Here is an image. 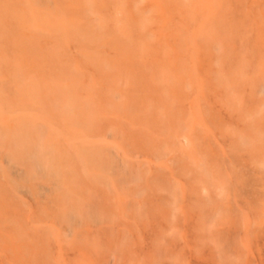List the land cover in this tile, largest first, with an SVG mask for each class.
Instances as JSON below:
<instances>
[{"label": "rangeland", "instance_id": "rangeland-1", "mask_svg": "<svg viewBox=\"0 0 264 264\" xmlns=\"http://www.w3.org/2000/svg\"><path fill=\"white\" fill-rule=\"evenodd\" d=\"M116 1L89 2L90 12L75 17L83 30L57 34V46L69 43L79 63L93 60L101 41L91 36L116 29ZM215 1L191 14L182 0L187 14L178 18L186 40L199 45L204 85H83L108 104L100 107L105 134L102 141L60 136L70 166L48 142L43 118L42 137L31 151L23 147L18 162L0 148V264H264V0ZM151 4L118 0L131 28L138 7H149L143 43L151 51L183 44L161 39V9ZM213 14L223 21L205 23ZM81 17L95 27L84 28ZM47 37L39 43L50 46ZM111 39L102 44L106 56L125 58V43ZM11 48L0 32V100L34 107L49 97L34 110H55L56 125L70 126L73 115L79 121L89 107L65 98L69 80L11 84ZM165 86L175 92L162 98ZM116 87L149 95L125 109L112 98Z\"/></svg>", "mask_w": 264, "mask_h": 264}, {"label": "bare ground", "instance_id": "bare-ground-1", "mask_svg": "<svg viewBox=\"0 0 264 264\" xmlns=\"http://www.w3.org/2000/svg\"><path fill=\"white\" fill-rule=\"evenodd\" d=\"M4 1V6H0V32L6 34L8 42L12 45L10 53L7 54L11 84L67 85L66 80H69L72 87H70L71 91L66 93L65 98L70 103L80 101V103H86L89 107V110L82 111L83 113L79 121L73 115L70 117L71 119L69 118L72 124L70 126H63L54 123L55 120L60 118L55 110L51 108L34 110V107H39V104L42 106V104L48 103L49 97L39 102L35 99L36 102L34 104L37 106L34 107L30 104L16 106L14 102L9 100H0V148H3L2 150H11L13 154H16L17 162L23 156L22 152L25 151L23 147H26V151H31L37 144L35 140L42 137L41 133L43 128L42 121H40L42 118L45 123L44 126L50 131L51 137L47 139L48 142L54 144L53 147L60 149L64 157V163L67 166H70L67 158L69 149L61 141L60 136L67 134L69 138L70 135L78 136L77 138H80L81 141L93 138V141H102L105 129L99 125L102 114L100 107L105 105V103H100L101 99L97 98L100 94L98 89L96 90L95 88L93 91H87L88 88L83 85H135V82L141 84L140 81L145 85H204V81L207 78L206 75L202 74L205 65L201 63L199 55L197 54L199 45L194 42L189 43L186 40L184 29L179 24L178 18L181 20L182 16L187 14V10L182 6L183 3L181 4L182 0H150V3L152 2L153 5L161 9L160 16L162 18H160L159 14L157 15L161 21V28L158 30V35L161 39L165 38V41L172 39L175 42L179 41L183 44H167L166 48H163L161 52L156 51L154 48L151 51L150 46H148L149 42L143 43L149 35L147 33L148 25L146 24L145 17V12L149 10V7H138L137 23L139 24L136 25V28H131L126 24L125 10H122V5H118L117 0L114 3L116 11L115 20L117 22L114 28L116 29H110L111 33H107L110 36L98 32V34H93L91 37L101 42H97L94 46V59L87 62L82 58V63L76 61L74 56L69 54L70 49L67 46L69 43L62 47L60 45L57 46L59 40L57 34L70 32L72 38L76 37L75 35L83 30V25L75 17L80 11L90 12L88 9L90 6L89 2L92 3L94 0ZM131 1L132 4H135L139 0ZM186 1L188 6L192 8L191 14H195V11L199 7H210L214 2L216 3L215 0ZM9 6L13 10V13L9 10ZM254 17L256 16L254 15ZM219 18L221 17L213 14L207 15L204 20L205 23L209 24L216 19V21H220L221 19ZM39 21L40 23H38ZM82 21L86 25H84V28L92 22L84 20L83 18ZM10 23H12L11 26L9 25ZM34 23L39 27L32 26ZM6 24L9 26H6ZM40 27L44 28L41 32H39L40 29L35 31L36 28ZM88 27L94 28L95 25H89ZM156 28L158 29V27ZM11 30L14 32L12 36L10 35ZM42 35L48 36L50 46H44V43H39V37ZM111 38L119 39V42L125 43L123 46L125 47V53L128 54L125 58L118 59L116 57L106 56L107 54L102 48V44L112 42ZM209 40L213 39L209 38ZM34 44L38 49L35 53L32 50ZM70 59L76 63L74 68H72L73 65H71ZM50 63H54V67H49L48 64ZM207 69L211 70V67L208 66ZM182 74H186V77L182 76ZM5 81L3 78V83ZM160 91L163 95L162 98H167L169 92L173 94L175 89L171 87L169 91V87L165 86L161 87ZM129 92L123 88L116 87L113 91L112 98L115 101L123 102L126 109L132 107L138 100H143V96L149 95L146 92L145 94L140 92L139 95L137 92H133V90ZM86 94L89 97L84 96ZM58 95L59 99H64L63 91H60ZM137 97H139L138 100ZM111 104H113L112 101ZM15 111H17L18 116L12 118L10 113ZM87 111L89 112L87 113ZM14 119H19L20 124L14 125L12 122Z\"/></svg>", "mask_w": 264, "mask_h": 264}]
</instances>
